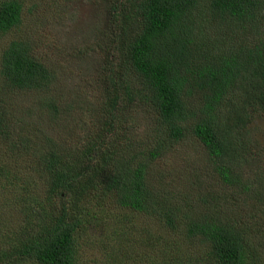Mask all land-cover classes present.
<instances>
[{"label": "trees", "instance_id": "obj_1", "mask_svg": "<svg viewBox=\"0 0 264 264\" xmlns=\"http://www.w3.org/2000/svg\"><path fill=\"white\" fill-rule=\"evenodd\" d=\"M25 1L0 0V202L25 215L0 216V264H82L93 227L101 264H264V0H109L101 116L68 99ZM188 146L190 188L170 167Z\"/></svg>", "mask_w": 264, "mask_h": 264}, {"label": "rangeland", "instance_id": "obj_2", "mask_svg": "<svg viewBox=\"0 0 264 264\" xmlns=\"http://www.w3.org/2000/svg\"><path fill=\"white\" fill-rule=\"evenodd\" d=\"M24 5L25 25L27 28L29 27L33 30L35 41L40 43L38 50L41 57L47 60L59 73L63 84L71 88L72 93L68 96L62 94V97L65 98L67 96L71 100L76 97V101L80 105L87 104L88 107H92L98 112L102 106L103 95L105 93L104 76L101 66H104L105 57L111 51L108 38L111 31L108 13L110 7L109 0H26ZM31 8L33 9V13L30 18L28 10ZM9 40L10 37L7 42ZM4 85L5 83L0 78V92L2 94L5 93ZM64 101L66 100L64 99ZM96 115L101 116L102 111L96 113ZM82 116L79 118L76 111L72 112V119L76 122H78V118L83 121ZM94 116L92 114L90 116L86 115L84 116V120L88 123L95 122ZM138 120L140 123L143 122L141 113ZM65 124L72 126V123ZM252 129L253 132L249 137L258 142L263 149L257 158H259L258 161H261V164H264V116L252 123ZM197 159L198 155L194 156L189 146L185 149L180 148L177 153H174L170 167L173 168L172 171L174 173L179 175L182 186L189 185L190 188L191 183L198 179V164L194 165L192 163ZM158 164L164 163L157 162L156 165ZM212 179L214 183H212ZM201 180L202 184L205 185L214 184L216 188L217 185L220 186L218 180L215 179V175H210L205 167H203V163ZM3 191L4 189H0V198L6 196L2 194ZM234 191L233 189H228L223 192L233 193ZM243 196H246V194ZM3 203L0 202V216L5 222L9 221V225L12 226L13 230L18 231L20 227L16 228L17 223L24 222L25 215L21 213L23 206L20 204H8L5 207ZM124 213L133 216L129 210L124 211ZM138 218L139 222L145 220L142 216ZM157 225L158 222L155 220H149L148 226L150 228L155 230ZM6 231L11 230L7 228ZM106 231H108V228L102 229L101 227H93L89 231L91 237H85L81 244L82 264H101V260L105 259L102 242L98 240L97 236ZM165 233L168 238H171L169 233ZM146 250H135L133 252L134 257L126 264H144L142 262L139 263L140 258L136 253ZM23 264L36 263L25 261Z\"/></svg>", "mask_w": 264, "mask_h": 264}]
</instances>
